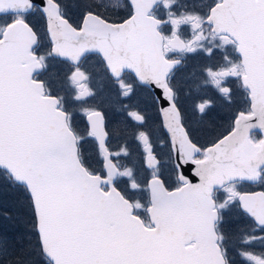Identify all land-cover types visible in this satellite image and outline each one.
I'll return each instance as SVG.
<instances>
[{"label": "snow or ice", "instance_id": "snow-or-ice-1", "mask_svg": "<svg viewBox=\"0 0 264 264\" xmlns=\"http://www.w3.org/2000/svg\"><path fill=\"white\" fill-rule=\"evenodd\" d=\"M189 54L207 61L201 121L240 105L207 145L174 84ZM97 76L121 97L150 90L163 136L139 109L135 147L109 127ZM14 216L24 232L15 250L0 238V264H264V0H0V217Z\"/></svg>", "mask_w": 264, "mask_h": 264}, {"label": "flooded vegetation", "instance_id": "flooded-vegetation-1", "mask_svg": "<svg viewBox=\"0 0 264 264\" xmlns=\"http://www.w3.org/2000/svg\"><path fill=\"white\" fill-rule=\"evenodd\" d=\"M97 62L98 57L92 56L88 61V66L93 67ZM206 62L203 56L193 57L189 54L181 68L176 72L174 78L175 86L181 91L182 99L187 110V118L195 127L200 129L201 143L205 145L209 144L216 137L227 134L232 124V118L236 110L240 108L239 104L233 105L231 108L217 105L211 114L201 121V117L193 109L194 98L197 95L211 96L212 93L208 89H201L199 91L196 89L194 91L192 90V86L195 81L200 79L201 68ZM129 78L131 79L132 77L130 76ZM95 81L98 87L95 86ZM93 86L102 94L97 103L101 104L109 127L125 129L127 139L133 144V147H135V142L132 140V136L136 128L128 120L125 109L142 110L147 117L146 127L148 130L154 132V139H159L163 136V132L161 131L162 117L158 113V105L152 102L150 90L138 86L135 94L130 98L121 97L117 95L114 88L98 76L94 77ZM254 133L257 138H260L261 131H254ZM244 190L260 191L261 189L258 186L250 185L246 186Z\"/></svg>", "mask_w": 264, "mask_h": 264}, {"label": "trees", "instance_id": "trees-1", "mask_svg": "<svg viewBox=\"0 0 264 264\" xmlns=\"http://www.w3.org/2000/svg\"><path fill=\"white\" fill-rule=\"evenodd\" d=\"M4 200L7 204V201L8 202H13V200H11L9 197H7L6 195L4 196ZM9 207L7 208H13L14 206V203H13V206L11 204H8ZM2 223H11L13 222L15 226H13L14 228L9 231V232H6V231H3L4 233H2V229L0 228V234H4V236L0 237V238H3L7 241L8 245H9V248H17L18 247V244H19V240H17V238H21L23 232H24V228H23V225L22 223H20V221H18L16 219V217L14 216L13 219L11 220H5L3 219V217H0V224ZM6 233H8V237L6 238ZM11 242L14 243L13 247L11 246Z\"/></svg>", "mask_w": 264, "mask_h": 264}, {"label": "rangeland", "instance_id": "rangeland-1", "mask_svg": "<svg viewBox=\"0 0 264 264\" xmlns=\"http://www.w3.org/2000/svg\"><path fill=\"white\" fill-rule=\"evenodd\" d=\"M70 2L76 3V2H78V0H70ZM72 15H73L74 19L79 20V10H77L76 8H73ZM113 18H116V17H113ZM57 66H58V68H63L64 67L63 64H59V63H57ZM95 86L98 87V84H97L96 81H95ZM192 90H194V91L196 90V88L194 87V85L192 86ZM6 196L9 197L11 200H13V202H8L7 201V204H6V202L4 200V197H3V202H4L5 207H9L8 204H11L13 206V203H14V200H15L14 195L11 194V193H8V194H6ZM13 226H15L13 222H11V223H2L1 222V224H0V228L2 229V233H4L3 231H6V232L11 231L14 228ZM2 233L0 234V237L4 236V234H2ZM6 234H7L6 235V238H7L8 237V233H6ZM19 239L20 238H17V240H19ZM13 245H14V243L11 242V246L12 247H13ZM9 249L11 251V250H15L16 248H9ZM253 250L256 251V252H258V251H260V248L259 247H256Z\"/></svg>", "mask_w": 264, "mask_h": 264}, {"label": "water", "instance_id": "water-1", "mask_svg": "<svg viewBox=\"0 0 264 264\" xmlns=\"http://www.w3.org/2000/svg\"><path fill=\"white\" fill-rule=\"evenodd\" d=\"M254 131H261V130L256 129V130H254ZM186 174H188V175L191 177V174H190L189 172L186 171ZM194 182H195V181H194Z\"/></svg>", "mask_w": 264, "mask_h": 264}]
</instances>
